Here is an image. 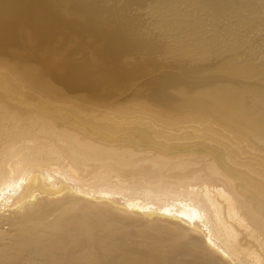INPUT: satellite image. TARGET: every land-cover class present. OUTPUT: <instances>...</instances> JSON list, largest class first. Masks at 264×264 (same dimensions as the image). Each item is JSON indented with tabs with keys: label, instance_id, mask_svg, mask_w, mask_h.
Masks as SVG:
<instances>
[{
	"label": "bare ground",
	"instance_id": "bare-ground-1",
	"mask_svg": "<svg viewBox=\"0 0 264 264\" xmlns=\"http://www.w3.org/2000/svg\"><path fill=\"white\" fill-rule=\"evenodd\" d=\"M0 264H264V0H0Z\"/></svg>",
	"mask_w": 264,
	"mask_h": 264
}]
</instances>
